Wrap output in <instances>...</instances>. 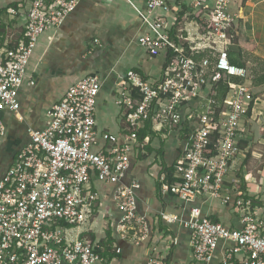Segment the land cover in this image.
<instances>
[{
	"label": "built area",
	"instance_id": "obj_1",
	"mask_svg": "<svg viewBox=\"0 0 264 264\" xmlns=\"http://www.w3.org/2000/svg\"><path fill=\"white\" fill-rule=\"evenodd\" d=\"M80 1L29 0L26 8L6 9L8 20H19L20 29L15 40L0 46V111H18V89L39 35L60 26ZM188 2L201 10L212 29L195 40L180 35L175 42L163 17H148L166 1L146 0V11L140 15L150 34L140 36L138 43L150 57L163 50L170 55L155 79L134 70L120 78L116 103L125 117L120 138L102 133L98 137L104 143L95 149L96 97L101 86L97 75L70 85L46 112L47 123L27 130V143L0 178V264H96L103 248L82 236L95 212V182L114 185L119 238L135 245L146 242L150 224L148 213L138 209L140 184L136 179L123 181L130 151L142 148L150 133L164 134L165 127L177 120L178 109L194 101L172 181L166 183L162 174L161 191L185 202L205 198L227 204L236 196L240 227H226L203 215L199 206L192 207L186 219L163 211L157 216L189 230L197 262H211L222 242L229 245L223 247L218 264H264V180L252 182L255 190L245 186L242 192L241 181L230 180L235 177L233 164L244 153L240 146L244 119L256 102L246 68L232 64L228 55L240 14L229 11L230 0ZM201 52L205 54L195 57ZM217 85L224 92L216 96L209 87ZM3 134L0 125V137ZM156 252L152 250L146 264H168L165 254Z\"/></svg>",
	"mask_w": 264,
	"mask_h": 264
},
{
	"label": "crops",
	"instance_id": "obj_2",
	"mask_svg": "<svg viewBox=\"0 0 264 264\" xmlns=\"http://www.w3.org/2000/svg\"><path fill=\"white\" fill-rule=\"evenodd\" d=\"M28 1L0 0V46L10 38L11 41L15 40L20 29L19 20H8L6 9L26 8ZM165 1V6L156 8L148 17H163L166 31L172 40L179 41L177 37L180 35L195 40L203 33L194 19L186 17L185 13L180 16V5L186 2L189 5V0ZM233 6L236 9L232 8L231 3V12L244 13L245 10L239 4ZM145 11L146 0H81L60 26L49 27L39 35L18 89V111H0V125L4 128V134L0 137V178L17 152L27 143V130L42 128L47 123L46 112L51 106L62 99L70 85L86 76L97 75L101 82L95 108L97 137L102 133L121 137L125 117L122 108L116 103L120 78L125 72L134 70L144 78L155 79L167 57V50L150 57L138 43L140 36L150 34L140 15V12ZM203 18L207 21L206 17ZM233 46L235 44L232 43L229 53H239L235 52L239 50ZM200 54L203 56L205 53ZM252 113L246 117L245 122L251 118ZM187 116V106L183 105L178 109L177 120L170 128L165 127V135L150 133L143 147H134L129 154V167L123 181L129 183L136 179L140 184L137 190L138 209L148 213L150 224V235L146 242L135 245L119 238L115 230L119 212L112 198L114 185L95 182V212L88 225L89 230L82 236L103 248L99 250L100 260L96 264H146L154 255L153 249L157 250L156 253H164L168 264H203L192 257L189 230L179 223L167 224L160 220L157 216L159 211L186 219L189 210L199 206L203 215L226 227H240L237 213L230 203L226 205L219 199L205 198L185 202L169 192L161 191L164 183L161 175L165 176L166 183L167 177L160 163L162 167L172 166L174 171L182 151L185 127L189 124ZM141 135L139 143L143 141L145 133ZM155 139L158 142H154ZM244 142L243 138L240 142L242 148H245ZM103 143L98 137L95 149L102 147ZM149 144L151 151L147 150ZM158 146H161L160 150H157ZM230 180L233 183L241 181L236 177ZM250 181H243V186L253 191L256 186L252 183L254 180ZM230 206L233 208L230 209ZM228 245L221 242L211 262L207 264H218L223 247ZM117 248L119 252H116Z\"/></svg>",
	"mask_w": 264,
	"mask_h": 264
},
{
	"label": "rangeland",
	"instance_id": "obj_3",
	"mask_svg": "<svg viewBox=\"0 0 264 264\" xmlns=\"http://www.w3.org/2000/svg\"><path fill=\"white\" fill-rule=\"evenodd\" d=\"M240 1L245 11L242 15L240 13L239 35H234L235 46L232 48L239 50L235 52H239L238 58L246 68L250 81L252 79L253 84L254 81L261 82L258 86L251 84L256 104L251 118L244 123V157L238 156L231 171V176L241 179V189L245 188L243 181L264 180V0Z\"/></svg>",
	"mask_w": 264,
	"mask_h": 264
},
{
	"label": "trees",
	"instance_id": "obj_4",
	"mask_svg": "<svg viewBox=\"0 0 264 264\" xmlns=\"http://www.w3.org/2000/svg\"><path fill=\"white\" fill-rule=\"evenodd\" d=\"M231 3H232V8L233 9H236L233 5H236V4H239V6H241V1L239 0V2H238V0H230V6H229V8L231 7ZM180 7H181V9H182V12H180V16H181V13L182 14H184L185 13V15H186V17H188V18H192V19H194L195 21H196V23L199 25V27H200V29H201V31L202 32H206L207 30H210V29H212V24L210 23V22H208V21H206L204 18H203V16H202V12H201V10L200 9H193V8H191L189 5H188V3L186 2L184 5H180ZM231 9H229V11H230ZM231 12V11H230ZM233 12V11H232ZM239 23V19L238 20H236V22H235V24H234V35H237V24ZM231 41L233 42V43H235V38H232L231 39ZM169 55H170V52H168L167 51V57H166V60H165V62L168 60V58H169ZM202 54H198V55H196L195 57H197V58H199L200 56H201ZM229 55V60H230V62L232 63V64H234V65H237V66H242V67H244V65H243V63H242V61L238 58L239 57V53H237V54H234V53H229L228 54ZM252 82V83H251ZM249 83H251V84H253V81H252V79H251V81H249ZM261 84V82H257V81H254V86H258V85H260ZM215 86H213V87H209L211 90H212V94H214V92L216 93V96L219 94V93H222L223 94V88H222V86H220V85H217L216 86V88H214ZM207 90V89H206ZM252 91V90H251ZM221 95V94H220ZM256 98V96H252V100H254ZM195 104V101L194 102H192V103H185L184 105H186L187 106V112H189L191 109H192V107H193V105ZM247 116H249L250 115V111H248L247 112V114H246ZM246 116V117H247ZM145 132H142V134H144ZM142 136V135H141ZM158 142V140L157 139H155V141L154 142ZM245 143V142H244ZM243 143V144H244ZM161 149V146H158L157 147V150H160ZM147 150L148 151H151L152 149H151V147H150V144L148 145V147H147ZM160 167H161V169H163V171H165L166 172V177H167V183L169 184L171 181H172V177H171V175H172V171H173V167L172 166H168V167H165V166H163L162 167V163H160ZM243 191V188H241L240 189V192H242ZM236 196L235 197H233V199L231 200V201H229L226 205H228L229 203L230 204H232V206H234V202H235V200H236ZM232 206H230V209H232L233 207ZM229 208V207H228ZM226 226V225H225ZM228 228H237V227H233V226H227Z\"/></svg>",
	"mask_w": 264,
	"mask_h": 264
}]
</instances>
